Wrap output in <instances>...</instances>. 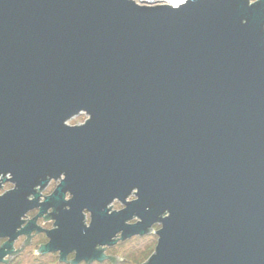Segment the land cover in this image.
<instances>
[{"label": "water", "instance_id": "obj_1", "mask_svg": "<svg viewBox=\"0 0 264 264\" xmlns=\"http://www.w3.org/2000/svg\"><path fill=\"white\" fill-rule=\"evenodd\" d=\"M6 182L0 263L44 232L64 264L149 234L143 264H264V0H0Z\"/></svg>", "mask_w": 264, "mask_h": 264}, {"label": "rangeland", "instance_id": "obj_2", "mask_svg": "<svg viewBox=\"0 0 264 264\" xmlns=\"http://www.w3.org/2000/svg\"><path fill=\"white\" fill-rule=\"evenodd\" d=\"M256 0H250V2H255ZM88 116L84 113H80L71 117L67 120V124L70 126L74 125H81L85 122ZM13 187L12 184L6 182L2 184L0 188V195L4 192L10 190ZM50 192V189L48 190ZM134 196L131 195L128 200H133ZM112 206V207H111ZM111 210L118 211L123 206L118 202L114 201L111 205ZM32 211L28 212L25 220H29L32 218ZM136 218L132 219L130 223L136 222ZM85 222L88 224L89 222V215L85 213ZM160 226L154 225L153 232L156 231ZM43 240V237L38 235L34 237L30 245H25L23 249L17 254V256L10 262V264H64L58 261V253H50V254H37L35 251L38 250L40 244ZM157 236L153 234L146 235L144 237H133L129 240L124 242H118L113 247H108L105 249V253L107 256H116L123 261H118L115 264H137L138 262L142 261L144 256L149 254V251H154V246L156 244ZM24 242L23 239L17 241L16 248L18 250L21 249V245ZM71 258V257H70ZM85 264V263H80ZM90 264H110V261H104L101 263L93 262Z\"/></svg>", "mask_w": 264, "mask_h": 264}, {"label": "flooded vegetation", "instance_id": "obj_3", "mask_svg": "<svg viewBox=\"0 0 264 264\" xmlns=\"http://www.w3.org/2000/svg\"><path fill=\"white\" fill-rule=\"evenodd\" d=\"M57 184H58V181H53V180H51V181L46 185V187H45L43 190L40 191L39 203H41V202L44 200L45 197L49 196V195L54 191V189H55V187H56ZM49 189H50V192H48ZM68 198H69V197H68V195L66 194V196L64 197V201H67ZM32 212H33V213H32V215H33L32 218H33L34 216H36V215L38 214L39 209H34ZM51 212H52V209H48L47 212H46L43 216H41L40 218H38V220H37L36 223H37V225H38L39 227H41V228H43V229H45V230H51V229L54 228V225H53L54 221H53L51 218L46 217L47 214H49V213H51ZM38 235H40V236L43 237V240H42L40 246L43 245V244H45V243H47L48 239L46 238L44 232H41V233L33 232V233H31L29 236H21V237H18V238L13 242V248H12V249H13V252H12V255H10V256H6V257L4 258L5 263H0V264H10V262H11V261L17 256V254L19 253V250H17V248H16V244H17V241H18V240L23 239L25 243L30 244L31 240H32L34 237L38 236ZM6 240H7V238L0 239V246H1ZM23 245H24V244H23ZM105 254H106V253H105ZM57 255H58V254H57ZM70 257H71V258H70ZM72 258H73V254L69 255L68 258H67V260L69 261V260H71Z\"/></svg>", "mask_w": 264, "mask_h": 264}, {"label": "bare ground", "instance_id": "obj_4", "mask_svg": "<svg viewBox=\"0 0 264 264\" xmlns=\"http://www.w3.org/2000/svg\"><path fill=\"white\" fill-rule=\"evenodd\" d=\"M150 2H164L166 4L172 5V6H178L181 2L185 0H146Z\"/></svg>", "mask_w": 264, "mask_h": 264}, {"label": "built area", "instance_id": "obj_5", "mask_svg": "<svg viewBox=\"0 0 264 264\" xmlns=\"http://www.w3.org/2000/svg\"><path fill=\"white\" fill-rule=\"evenodd\" d=\"M133 1L138 3V4H166L164 2H150V1H146V0H133Z\"/></svg>", "mask_w": 264, "mask_h": 264}, {"label": "trees", "instance_id": "obj_6", "mask_svg": "<svg viewBox=\"0 0 264 264\" xmlns=\"http://www.w3.org/2000/svg\"><path fill=\"white\" fill-rule=\"evenodd\" d=\"M154 247H155V246H154ZM152 253H153L152 250L149 251V254H147L146 256H144L143 260L140 261V262H138L137 264H143V263H145V262L148 260V258L151 256ZM115 262H117V261L115 260L114 263H115ZM110 264H113V262H110Z\"/></svg>", "mask_w": 264, "mask_h": 264}]
</instances>
